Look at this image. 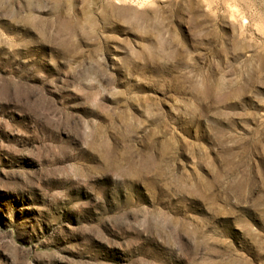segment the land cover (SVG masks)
<instances>
[{
  "label": "rangeland",
  "instance_id": "1",
  "mask_svg": "<svg viewBox=\"0 0 264 264\" xmlns=\"http://www.w3.org/2000/svg\"><path fill=\"white\" fill-rule=\"evenodd\" d=\"M0 264H264V0H0Z\"/></svg>",
  "mask_w": 264,
  "mask_h": 264
}]
</instances>
